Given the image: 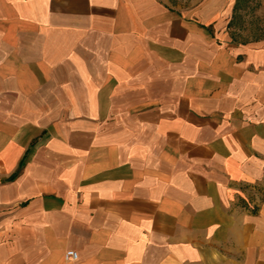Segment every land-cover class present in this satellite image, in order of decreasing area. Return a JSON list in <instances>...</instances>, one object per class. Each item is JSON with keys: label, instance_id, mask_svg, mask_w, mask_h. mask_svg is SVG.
Returning <instances> with one entry per match:
<instances>
[{"label": "crops", "instance_id": "0c3cea01", "mask_svg": "<svg viewBox=\"0 0 264 264\" xmlns=\"http://www.w3.org/2000/svg\"><path fill=\"white\" fill-rule=\"evenodd\" d=\"M0 264H264V0H0Z\"/></svg>", "mask_w": 264, "mask_h": 264}, {"label": "built area", "instance_id": "2783aa9c", "mask_svg": "<svg viewBox=\"0 0 264 264\" xmlns=\"http://www.w3.org/2000/svg\"><path fill=\"white\" fill-rule=\"evenodd\" d=\"M65 259H66V260H72V261L76 260V259H77V254H76V252H74V251H72V250L67 251V252L65 253Z\"/></svg>", "mask_w": 264, "mask_h": 264}]
</instances>
